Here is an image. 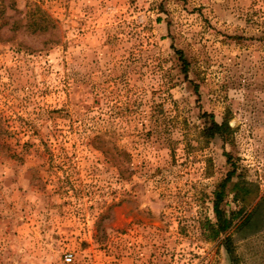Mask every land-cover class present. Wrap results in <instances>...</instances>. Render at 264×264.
Returning <instances> with one entry per match:
<instances>
[{
	"label": "rangeland",
	"instance_id": "obj_1",
	"mask_svg": "<svg viewBox=\"0 0 264 264\" xmlns=\"http://www.w3.org/2000/svg\"><path fill=\"white\" fill-rule=\"evenodd\" d=\"M0 264H264V0H0Z\"/></svg>",
	"mask_w": 264,
	"mask_h": 264
},
{
	"label": "trees",
	"instance_id": "obj_2",
	"mask_svg": "<svg viewBox=\"0 0 264 264\" xmlns=\"http://www.w3.org/2000/svg\"><path fill=\"white\" fill-rule=\"evenodd\" d=\"M40 24V23H39ZM45 24V23H44ZM226 123H217L213 119H211L210 125L206 128L205 134L208 137H212L216 133H222L225 128H227ZM222 202L221 191L216 193V198L213 201V211L216 218V223L211 230L214 232V235H217L219 232H224L230 228L233 222V215H228L224 208L220 207V203ZM227 243L230 241V238L227 237ZM226 249L231 254L230 245L226 244Z\"/></svg>",
	"mask_w": 264,
	"mask_h": 264
},
{
	"label": "built area",
	"instance_id": "obj_3",
	"mask_svg": "<svg viewBox=\"0 0 264 264\" xmlns=\"http://www.w3.org/2000/svg\"><path fill=\"white\" fill-rule=\"evenodd\" d=\"M72 258H73L72 253H66V254L64 255V260H65L67 263L71 262V261H72Z\"/></svg>",
	"mask_w": 264,
	"mask_h": 264
}]
</instances>
